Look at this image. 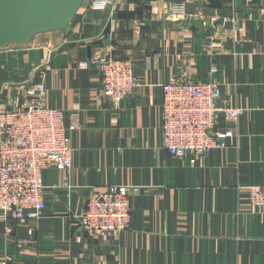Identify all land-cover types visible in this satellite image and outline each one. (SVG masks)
Returning a JSON list of instances; mask_svg holds the SVG:
<instances>
[{"label":"crops","instance_id":"crops-1","mask_svg":"<svg viewBox=\"0 0 264 264\" xmlns=\"http://www.w3.org/2000/svg\"><path fill=\"white\" fill-rule=\"evenodd\" d=\"M205 1L85 0L65 28L0 46L5 102L25 103L20 87L40 80L67 127L75 114L83 122L69 131L71 168L44 173L43 216L0 221V264H264V206L249 198L250 186H264V0H243L241 11L222 0L206 13ZM172 3L185 4V18H168ZM229 18L231 36L210 41L204 22ZM98 48L133 61L139 85L119 108L99 105L98 67L80 66ZM172 74L215 80L226 103L246 110L237 135L208 156L175 159L163 148L162 84ZM116 184L141 187L131 227L118 239L88 237L78 220L88 196Z\"/></svg>","mask_w":264,"mask_h":264},{"label":"built area","instance_id":"built-area-1","mask_svg":"<svg viewBox=\"0 0 264 264\" xmlns=\"http://www.w3.org/2000/svg\"><path fill=\"white\" fill-rule=\"evenodd\" d=\"M165 13L170 20L180 21L186 16L185 4L172 3L165 7ZM234 22L235 18L221 25L205 21L204 25L214 29L210 41L218 38V33L231 36L233 29L228 25ZM204 47L210 48L211 44ZM114 50L95 49L80 66L98 67L99 105L108 103L119 108L126 97L134 95L139 82L133 61L118 57ZM22 87L27 97L23 104L5 102L0 92V221L12 218L24 225L30 219L41 218L47 208L45 171L71 168L73 147L69 131L82 128L83 122L75 114L66 126L63 110L48 105L43 81H30ZM162 91L163 148L175 159L190 156L194 160L221 148L237 135L246 114L244 108L226 103L215 80L195 81L183 74H172L162 84ZM140 190V186L122 184L93 190L78 215L86 235L118 239L131 227L132 200ZM249 198L252 204L263 207L264 186H250ZM25 244L18 243L20 247Z\"/></svg>","mask_w":264,"mask_h":264},{"label":"water","instance_id":"water-1","mask_svg":"<svg viewBox=\"0 0 264 264\" xmlns=\"http://www.w3.org/2000/svg\"><path fill=\"white\" fill-rule=\"evenodd\" d=\"M85 0H0V46L29 41L36 33L63 29ZM242 10L243 0H235ZM222 0H206L203 11L218 9ZM212 15V12H210ZM189 20L184 21V26Z\"/></svg>","mask_w":264,"mask_h":264}]
</instances>
